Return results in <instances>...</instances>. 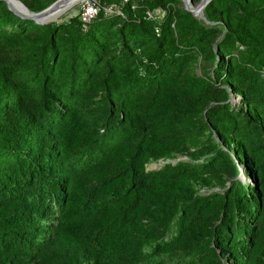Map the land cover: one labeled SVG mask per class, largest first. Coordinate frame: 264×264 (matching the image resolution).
Masks as SVG:
<instances>
[{
	"label": "trees",
	"instance_id": "trees-1",
	"mask_svg": "<svg viewBox=\"0 0 264 264\" xmlns=\"http://www.w3.org/2000/svg\"><path fill=\"white\" fill-rule=\"evenodd\" d=\"M98 2H0V264H264V0Z\"/></svg>",
	"mask_w": 264,
	"mask_h": 264
},
{
	"label": "rangeland",
	"instance_id": "rangeland-1",
	"mask_svg": "<svg viewBox=\"0 0 264 264\" xmlns=\"http://www.w3.org/2000/svg\"><path fill=\"white\" fill-rule=\"evenodd\" d=\"M18 1H20L25 7H26V5L24 4V1L29 3V4H31L32 6L39 4L41 6V8L38 9V10L28 9V7H26L31 12H38V11H41V10L47 8L48 6H50L51 4H53L57 0H18ZM86 1L81 0L80 3L74 5L70 9H68L59 18H56L54 20H50V22H56V23L66 22L69 18H71V17H73L75 15H78V12L80 11V9L82 7V4H84ZM190 1L193 3V7H195V5L200 0H190ZM0 2L4 3L6 5V2L4 0H0ZM181 4L183 6V1L182 0H181ZM213 66H214V64H213L212 60L205 59L202 55L197 54V55H194L190 59L188 65L186 67V70L190 74L200 75V74H203L204 72L212 70ZM230 101L233 102L235 105H239L238 96L231 97ZM177 159H186V157L182 156V155H178L176 160ZM162 164H163L162 161L151 162V163L147 164L146 169L147 170H153V169L155 170V169H158L159 167H161ZM247 170H248L247 167H245L244 164L241 163L240 164V175H239V177L243 181H246L248 179ZM217 189H220V187H217Z\"/></svg>",
	"mask_w": 264,
	"mask_h": 264
},
{
	"label": "water",
	"instance_id": "water-1",
	"mask_svg": "<svg viewBox=\"0 0 264 264\" xmlns=\"http://www.w3.org/2000/svg\"><path fill=\"white\" fill-rule=\"evenodd\" d=\"M6 2V5L8 7V9H10L13 13H15L16 15L20 16V17H23V18H28V19H32L33 21H35L36 23H40V24H44L46 22H49V21H46V19H44L46 16H47V13L53 9L54 7H56L61 1L63 0H57L55 1L53 4H51L50 6H48L47 8L41 10V11H38V12H31L29 11L20 1L18 0H14L17 5H19L21 8L18 9V8H15L13 7V5L10 3V0H4ZM183 1V8L186 10V11H189L192 13L193 16L195 17H198L196 15V12L202 10L203 11V8L205 7V5L210 2V0H200L194 8H192L188 2L190 0H182ZM203 14H201L200 17H202Z\"/></svg>",
	"mask_w": 264,
	"mask_h": 264
},
{
	"label": "built area",
	"instance_id": "built-area-1",
	"mask_svg": "<svg viewBox=\"0 0 264 264\" xmlns=\"http://www.w3.org/2000/svg\"><path fill=\"white\" fill-rule=\"evenodd\" d=\"M126 0H123L125 2ZM101 6L97 0H87L84 4H82V7L80 11L78 12L79 18L82 21V24L86 25L88 24L98 13ZM106 12L109 13H118L121 14V11L117 6H109L107 8H104ZM164 16V11L160 8H156L153 11L148 10L146 12V17L148 19L160 22ZM158 32V29H156Z\"/></svg>",
	"mask_w": 264,
	"mask_h": 264
},
{
	"label": "bare ground",
	"instance_id": "bare-ground-1",
	"mask_svg": "<svg viewBox=\"0 0 264 264\" xmlns=\"http://www.w3.org/2000/svg\"><path fill=\"white\" fill-rule=\"evenodd\" d=\"M86 1V0H84ZM81 0H63L61 1L56 7H54L53 9H51L48 13L47 16L44 18L46 19V21H50V20H54L56 18H59L62 14H64L68 9H70L71 7H73L74 5L80 3ZM10 3L13 5V7H17L18 9H20L21 7L19 5H17V3L14 0H10ZM188 4L193 7V3L191 1L188 2ZM15 7V8H16ZM75 9V8H74ZM202 14V10L196 12V15L198 17H200Z\"/></svg>",
	"mask_w": 264,
	"mask_h": 264
}]
</instances>
